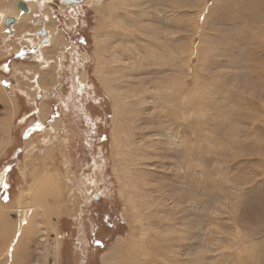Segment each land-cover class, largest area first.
<instances>
[{
    "label": "rangeland",
    "instance_id": "obj_1",
    "mask_svg": "<svg viewBox=\"0 0 264 264\" xmlns=\"http://www.w3.org/2000/svg\"><path fill=\"white\" fill-rule=\"evenodd\" d=\"M117 1L39 0L14 26L51 43L0 42V250L41 176L62 197L26 210L8 264H85L105 199L93 264H264V0Z\"/></svg>",
    "mask_w": 264,
    "mask_h": 264
},
{
    "label": "bare ground",
    "instance_id": "obj_2",
    "mask_svg": "<svg viewBox=\"0 0 264 264\" xmlns=\"http://www.w3.org/2000/svg\"><path fill=\"white\" fill-rule=\"evenodd\" d=\"M24 1L26 2L27 6L29 7V11L27 13H23L18 8H15V9L13 8L14 11L12 10V8L11 9L1 8L0 9V29L2 28L3 21H4L6 16L10 15V16L15 17L18 20V17L21 16L22 14L24 16V15H26L28 13H32L36 9L35 3L39 2V0H24ZM86 2H87V0H83L81 3L77 4L76 6L70 7V9L71 8L80 7V5L82 3H86ZM119 3H120V0H118L116 3L109 4L108 6L115 7V5L119 4ZM15 5H16V2H15ZM65 7H67V6H65ZM111 12H112V10H111ZM35 14H37V12H35ZM44 18H45V15H44ZM44 21H45V19H44ZM43 27H45V26H43ZM11 28H12V26H11ZM45 29H46V32H47V34H46L47 36H45L44 39L48 40V42H46V43H51V38H52L51 32H50V30L48 28L45 27ZM41 39H42V37H41ZM45 45L46 44H44V46ZM151 51H153V50H151ZM152 55H154V54L152 53ZM143 57H144V55H143ZM137 59H138V57H137ZM185 89H186V84H185L184 80H181V81L174 80V81L169 82L168 84H166L165 87H164V92L166 93V95H168L170 97L174 96L178 100L177 101L178 102V107H179V109H178L179 111L178 112H179V115L181 114L180 116H183L182 113H185L183 111L184 110L183 106H185L184 102L187 104V101H190L189 98L186 99L187 98V96H186L187 92L185 91ZM156 90H161V89L159 87H157ZM45 172H46V169L43 170V173H45ZM40 178H41V176L32 177L31 178V180H32L31 183L29 182V184H28L29 186L26 189H20L18 191L16 197H15L16 201L19 203L18 209L16 210L17 213H18L19 219H17V221L15 222L14 225H13V223H12V225H8V226L6 225V227L4 229V233L7 234V236L5 237V238H7L6 239L7 241L5 240L6 241L5 244H4L3 248L0 250V264H8L9 261H10V255H11V252L13 251V249H14V243H16V241L18 239V236L20 235L22 229L25 228L24 220H25L26 210L30 209V207H32V206L33 207L38 206L40 197H44L45 202H47V200H48V197H47L48 195L51 197L52 202H54L53 201L54 198H59L60 196L62 197V192L59 190L60 189V188H58L59 186L55 182L52 181V179H53L52 177L48 178L46 181H42V179H40ZM35 190L37 192H34ZM53 210L54 209H52V211ZM45 211L51 214V211H47V210H45ZM5 214H6V211L2 210V206H0V218L2 219V217ZM5 217H6V215H5ZM35 223H34V225H35ZM11 226H12V229H14L15 231H13V233H11V236H10V228H11ZM2 227H4V226H2ZM29 228H31V227H29ZM25 230H26V228H25ZM9 238H11V240L9 241L10 243H7ZM141 245L142 244H141L140 240H137L135 242V246L136 247L134 246V249L136 251H139Z\"/></svg>",
    "mask_w": 264,
    "mask_h": 264
},
{
    "label": "flooded vegetation",
    "instance_id": "obj_3",
    "mask_svg": "<svg viewBox=\"0 0 264 264\" xmlns=\"http://www.w3.org/2000/svg\"><path fill=\"white\" fill-rule=\"evenodd\" d=\"M70 7H72V6H70ZM70 7H66V8H70ZM39 21V20H38ZM39 35V34H38ZM37 35V36H38ZM42 35V34H41ZM44 36H39V37H42V39L40 38V40H39V48H40V46L42 45V43L43 42H45V39H44V37L45 36H47L46 35V33L45 34H43ZM81 38H82V35L80 36ZM46 41H48V40H46ZM99 138H101L102 140H104V134H101V135H99L98 136ZM8 177H10L9 175H8ZM101 198V195H99L98 193H95V194H93L92 195V197H91V199H93V200H95V201H97L98 199H100ZM111 198V197H110ZM109 199V198H108ZM105 201H106V199L105 200H103V202H101L99 205H97V207H96V210L98 211V215H100V218L103 220V223H102V225H101V229H100V231H99V229L96 231L97 233H98V239L96 240V243H94V246H92V250H91V252L89 251V255H88V258H91L92 259V257H93V251H94V248L95 247H99V246H101V243L102 242H100L101 240H105V241H107V239L109 238V236L112 234V233H114V231H113V229L118 225L117 224V222H116V219H115V217L114 216H112L111 215V209H112V206L113 205H110V208H107V206L104 204L105 203ZM111 201V200H110ZM111 203H112V201H111ZM108 214L110 215V222H108ZM67 221H66V219H64L61 223H60V228L61 227H63V230H64V233H65V235H64V239H66V237H68V232L70 231H72L73 230V226H68V227H66L67 226V223H66ZM93 232L94 233H96L95 232V229H93ZM102 232H106V236H102L103 234H102ZM113 235V234H112ZM111 235V236H112ZM97 249V248H96ZM95 253V252H94ZM88 258L86 259V261L88 260ZM85 261V262H86Z\"/></svg>",
    "mask_w": 264,
    "mask_h": 264
},
{
    "label": "crops",
    "instance_id": "obj_4",
    "mask_svg": "<svg viewBox=\"0 0 264 264\" xmlns=\"http://www.w3.org/2000/svg\"><path fill=\"white\" fill-rule=\"evenodd\" d=\"M19 22H20V20L18 21L17 24H19ZM12 28L14 30L13 35H11L8 32L2 33V31L0 30V39H2V40H0V42L3 43L4 47H8V46L10 47V48H7V52H5V54L16 55L22 50V48L26 49L28 47H33L34 44H38V46H39L38 42H39L41 37L37 36V34L35 33V30L33 31V35H35L33 37L32 35H28V33H24L26 31L23 29L16 30L14 25L12 26ZM16 59H19V58H15V56H14V57H10L7 61L9 63H12V66H15V64H17V63L11 62V61L16 60ZM19 61H20L19 63H23V61H21V59H19Z\"/></svg>",
    "mask_w": 264,
    "mask_h": 264
},
{
    "label": "water",
    "instance_id": "obj_5",
    "mask_svg": "<svg viewBox=\"0 0 264 264\" xmlns=\"http://www.w3.org/2000/svg\"><path fill=\"white\" fill-rule=\"evenodd\" d=\"M62 5L70 7V6H76L77 4L81 3L83 0H58ZM16 7L20 9L23 13H27L29 11V7L27 6L26 2L24 0H16ZM42 19L39 18V21ZM17 19L13 16H6L3 25L7 28L8 33H12L13 30L11 29V25L16 24ZM46 33V29L41 28L39 31H37V34L43 35Z\"/></svg>",
    "mask_w": 264,
    "mask_h": 264
},
{
    "label": "trees",
    "instance_id": "obj_6",
    "mask_svg": "<svg viewBox=\"0 0 264 264\" xmlns=\"http://www.w3.org/2000/svg\"><path fill=\"white\" fill-rule=\"evenodd\" d=\"M11 177V176H10ZM66 253V252H65ZM65 253L63 254V261H62V264H67L69 263V261L67 260L68 257H66ZM85 264H93L92 262V259L91 258H88V260L85 262Z\"/></svg>",
    "mask_w": 264,
    "mask_h": 264
}]
</instances>
